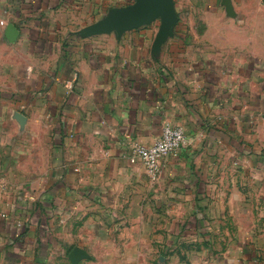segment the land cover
Segmentation results:
<instances>
[{
	"label": "crops",
	"instance_id": "0c3cea01",
	"mask_svg": "<svg viewBox=\"0 0 264 264\" xmlns=\"http://www.w3.org/2000/svg\"><path fill=\"white\" fill-rule=\"evenodd\" d=\"M224 1L174 0L157 47L83 36L135 0H0V264H264V0Z\"/></svg>",
	"mask_w": 264,
	"mask_h": 264
},
{
	"label": "water",
	"instance_id": "95a60500",
	"mask_svg": "<svg viewBox=\"0 0 264 264\" xmlns=\"http://www.w3.org/2000/svg\"><path fill=\"white\" fill-rule=\"evenodd\" d=\"M224 2L227 14L233 17L234 13L230 0H225ZM158 20L161 21V24L155 44L159 47L165 39L171 35L173 28L178 22L174 0H135L133 4L113 9L103 20L85 29L83 31V36H97L113 33L121 36L125 32L148 26ZM9 31L13 33L16 30L11 27ZM87 256L85 251L75 248L70 253L69 259L72 264H79V262L87 258Z\"/></svg>",
	"mask_w": 264,
	"mask_h": 264
},
{
	"label": "built area",
	"instance_id": "2783aa9c",
	"mask_svg": "<svg viewBox=\"0 0 264 264\" xmlns=\"http://www.w3.org/2000/svg\"><path fill=\"white\" fill-rule=\"evenodd\" d=\"M115 1L125 3L128 0ZM67 87L72 89L73 84L71 83ZM187 145V137L181 128L166 125L161 138L154 145L145 146L140 143H133L131 150L141 161L151 181L156 182L160 178L163 161L170 156H176Z\"/></svg>",
	"mask_w": 264,
	"mask_h": 264
},
{
	"label": "rangeland",
	"instance_id": "374dc122",
	"mask_svg": "<svg viewBox=\"0 0 264 264\" xmlns=\"http://www.w3.org/2000/svg\"><path fill=\"white\" fill-rule=\"evenodd\" d=\"M263 80V78L261 79V81Z\"/></svg>",
	"mask_w": 264,
	"mask_h": 264
}]
</instances>
